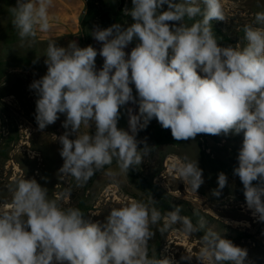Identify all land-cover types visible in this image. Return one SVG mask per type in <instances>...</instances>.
Wrapping results in <instances>:
<instances>
[{
    "label": "clouds",
    "instance_id": "clouds-1",
    "mask_svg": "<svg viewBox=\"0 0 264 264\" xmlns=\"http://www.w3.org/2000/svg\"><path fill=\"white\" fill-rule=\"evenodd\" d=\"M131 2L124 9L131 23L91 32L99 49L49 40L47 71L29 85L38 130L65 117V132L56 136L63 159L57 176L83 187L114 161L119 173L128 175L151 154L153 147L136 137L153 119L179 142L195 141L199 134H242L233 176L242 184L247 210L264 223V11L255 14V26H244L243 46H223L212 28L213 21L226 19L222 0ZM52 7L53 0H17L9 8L22 44L34 42L37 31L51 30ZM98 55L103 58L99 69ZM122 109L127 130L118 127ZM82 125L93 130L82 132ZM174 167L194 192L205 183L197 159L185 156ZM226 186L228 176L221 171L211 195L218 198ZM11 192L10 202H0V264H173L149 256L153 228L161 224V233L177 224L187 235L203 231L195 256L199 264H249L248 250L206 228L203 217L194 224L180 206L164 214L152 196L92 221L81 209L64 207L61 198H49V190L34 178L17 180Z\"/></svg>",
    "mask_w": 264,
    "mask_h": 264
},
{
    "label": "rangeland",
    "instance_id": "rangeland-1",
    "mask_svg": "<svg viewBox=\"0 0 264 264\" xmlns=\"http://www.w3.org/2000/svg\"><path fill=\"white\" fill-rule=\"evenodd\" d=\"M16 2L0 0V202L11 201V189L21 178L36 179L49 190V198H61L64 207H77L92 221H103L112 208L131 200L149 199L130 182L127 174L119 173L115 161L96 172L83 187H77L71 177L57 176L63 159L56 136L65 132L62 127L65 117L61 115L55 124L38 130L34 118L36 97L29 89L30 83L47 71L44 54L48 43L39 42L37 36L34 42H20L9 13ZM222 4L226 19L212 22L218 42L223 46H243V28L249 24L255 26V14L264 11V0H222ZM131 7V0H125L122 10H119L118 0L87 2V10L93 11L99 22L107 27L114 23H131V17L124 15V9ZM73 40L81 47L88 46L86 35L63 37L56 42L66 47ZM134 46L135 41L126 51L130 52ZM37 56L38 62L33 63ZM96 65L99 69L98 57ZM92 130L81 126L82 132ZM148 134L155 135L163 145L164 169L153 180L161 192L192 213L194 224L203 217L206 228L246 248L249 264H264V223L257 222L247 210L242 184L233 176L242 134L229 137L199 134L195 141L179 142L173 139L170 129H163L155 119L145 130L139 131L136 138L142 141ZM139 147L143 148L141 144ZM185 156L197 159L203 169L205 183L197 192L181 182L175 170L174 165L182 162ZM110 171L118 174L111 177ZM221 171L228 176V186L217 198L211 191L217 188V175ZM66 189L70 192L65 193ZM160 226L162 224L153 228L156 234L148 245L152 256L170 258L173 264H199L195 257L200 248L197 233L187 235L179 224L161 233L157 231ZM186 255L193 257L182 259Z\"/></svg>",
    "mask_w": 264,
    "mask_h": 264
},
{
    "label": "crops",
    "instance_id": "crops-1",
    "mask_svg": "<svg viewBox=\"0 0 264 264\" xmlns=\"http://www.w3.org/2000/svg\"><path fill=\"white\" fill-rule=\"evenodd\" d=\"M15 1V0H14ZM88 0H53V7L49 10V23L51 30L41 33L37 31V38L41 43H48L49 40L58 41L63 37H72L77 35H86L88 45L99 49L101 45L97 43L91 32L98 26L107 28L99 22L93 11L87 10ZM100 60V67L103 64V58L97 56ZM135 91V90H134ZM134 110L135 105H129ZM122 115L118 127L128 129V119L126 110H121Z\"/></svg>",
    "mask_w": 264,
    "mask_h": 264
},
{
    "label": "trees",
    "instance_id": "trees-1",
    "mask_svg": "<svg viewBox=\"0 0 264 264\" xmlns=\"http://www.w3.org/2000/svg\"><path fill=\"white\" fill-rule=\"evenodd\" d=\"M119 1V10L124 8L125 0ZM145 136V134L143 135ZM146 140L147 144L153 147L151 154L144 159V163L137 169L129 171L127 177L136 187L145 195L155 199L157 201L156 206L161 210L162 213L166 214L168 211L174 210V206H178L170 201L165 194L161 192V189L153 183V180L163 171L164 169V158H163V145L159 142L157 137L147 135L142 141ZM142 147L144 144L141 143ZM182 208L181 215L188 216L193 220L192 213ZM203 235V232H198V239ZM149 256L152 257L149 251Z\"/></svg>",
    "mask_w": 264,
    "mask_h": 264
},
{
    "label": "bare ground",
    "instance_id": "bare-ground-1",
    "mask_svg": "<svg viewBox=\"0 0 264 264\" xmlns=\"http://www.w3.org/2000/svg\"><path fill=\"white\" fill-rule=\"evenodd\" d=\"M54 140V139H53ZM58 146V145H57ZM60 155V154H59Z\"/></svg>",
    "mask_w": 264,
    "mask_h": 264
}]
</instances>
